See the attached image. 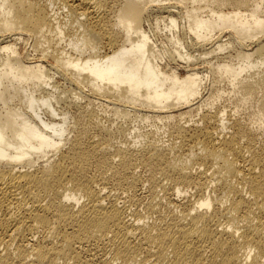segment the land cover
<instances>
[{
	"label": "bare ground",
	"instance_id": "obj_1",
	"mask_svg": "<svg viewBox=\"0 0 264 264\" xmlns=\"http://www.w3.org/2000/svg\"><path fill=\"white\" fill-rule=\"evenodd\" d=\"M0 264H264V0H0Z\"/></svg>",
	"mask_w": 264,
	"mask_h": 264
},
{
	"label": "rangeland",
	"instance_id": "obj_2",
	"mask_svg": "<svg viewBox=\"0 0 264 264\" xmlns=\"http://www.w3.org/2000/svg\"><path fill=\"white\" fill-rule=\"evenodd\" d=\"M64 18V15H60V18ZM153 20H151L150 22H148L149 24L152 22ZM148 23H144L143 25H144V29H146V30H148ZM153 23V22H152ZM28 39H30V40H28ZM28 39H26V40H24V41H26V42H20V44L19 45H17V50H18V52L20 53V55L22 56H24V57H26V56H29V57H27L28 59H41L40 57V55H39V52H33V51H31V49H32V44H33V42H32V40H31V38H28ZM159 39V40H158ZM157 39V43H162V42H164V40L163 39H161L160 40V37ZM31 41V42H30ZM161 41V42H160ZM45 46V45H44ZM61 47H64V44H62L61 45ZM68 48H65V50H67ZM33 50V49H32ZM43 61L45 62L44 63V65L45 66H52L53 65V61L51 60V59H49V58H46L45 60L43 59ZM51 74H53V72H51ZM53 80V79H52ZM54 81L56 82V83H58V85H60V89L62 90V91H64V93H65V90H66V93L63 95L64 97H66L67 99L68 98H70V99H73L74 100V98H76V97H74V95L75 96H77V97H79V94H77V91L75 90V88L72 86L71 87V85L69 84L68 85V83H65L63 80H61L59 77H57L56 75L54 76ZM62 87H63V89H62ZM70 88H71V90H70ZM74 88V89H73ZM76 91V92H75ZM86 91V90H85ZM77 94V95H76ZM66 95V96H65ZM73 96V97H72ZM79 101L81 102V103H84V101H85V99L84 98H81V97H79ZM81 99H83V100H81ZM95 100V101H94ZM93 100V109H94V111H95V113L97 114V116L98 117H100V119L103 121V123H105L106 125H113V123H114V125L113 126H115L116 124H119V125H122V124H124L125 125V127L128 129V130H133V129H136L137 131H139V132H143V131H150V130H154V129H152L153 128V126H152V124L149 122V123H145L143 120H141L140 119V117L138 116V114H135V113H133L132 114V110L129 108L128 109V107H125V110H131L128 114L129 115H127V116H129V117H127L126 116V119L125 118H118V116H119V114H118V116L114 113V112H112V110H110V109H112V106H110V105H107L108 104V100L107 99H104L103 100V98H100L99 100L98 99H94ZM101 101V102H100ZM106 103V104H105ZM108 106V107H107ZM111 107V108H110ZM123 108H122V106L120 107V110H122ZM119 110V111H120ZM113 114V115H112ZM134 114H135V116H137L138 118H136V117H134ZM227 114H228V116H230L229 114H233V112L230 110V108H227ZM245 114V113H244ZM243 113H242V115H244ZM116 116V117H115ZM105 117V118H104ZM232 117V116H231ZM104 119V120H103ZM122 119H124L125 120V123H124V121H122ZM194 119H195V121L198 119L197 117H194L193 118V121H194ZM109 122H108V121ZM108 122V123H107ZM123 122V123H122ZM121 123V124H120ZM129 126V127H128ZM124 127V126H123ZM124 127V128H125ZM140 128V129H139ZM141 130V131H140ZM162 138V140L163 141H166V139L167 138H165L166 136L165 135H163V136H161ZM165 139V140H164ZM143 188V187H142ZM144 188H146V187H144ZM143 188V190H141V193H145V189ZM144 191V192H143Z\"/></svg>",
	"mask_w": 264,
	"mask_h": 264
}]
</instances>
